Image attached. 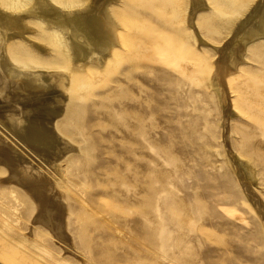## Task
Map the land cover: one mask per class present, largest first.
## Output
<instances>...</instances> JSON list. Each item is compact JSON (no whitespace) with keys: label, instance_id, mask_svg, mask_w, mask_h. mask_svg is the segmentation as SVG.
Returning <instances> with one entry per match:
<instances>
[{"label":"rangeland","instance_id":"obj_1","mask_svg":"<svg viewBox=\"0 0 264 264\" xmlns=\"http://www.w3.org/2000/svg\"><path fill=\"white\" fill-rule=\"evenodd\" d=\"M252 1L200 0L208 8L193 16V0L113 1L118 41L103 68L89 64L78 83L73 76L63 109L25 102L54 95L50 81L1 90L6 143L15 140L24 163L36 160L39 175L52 179L43 170L55 174L58 162L64 172L48 187L64 208L70 249L35 222L36 202L1 159L0 264H264V226L228 156L252 166L264 205V40L247 45L228 77L237 114L224 127L208 82L217 54L198 42L222 44L230 11ZM42 30L41 48L21 55L66 70L67 53L61 60L52 41L38 39ZM8 80L15 88L26 79Z\"/></svg>","mask_w":264,"mask_h":264},{"label":"bare ground","instance_id":"obj_2","mask_svg":"<svg viewBox=\"0 0 264 264\" xmlns=\"http://www.w3.org/2000/svg\"><path fill=\"white\" fill-rule=\"evenodd\" d=\"M113 1L116 0H59L63 4V7H60L53 0H10L8 8L0 10V94L1 90L9 94L11 90L20 89L24 85L28 88H35L38 84L46 85L50 81L61 90L57 89V92L50 97H45L41 93L32 95L25 102L29 105L53 102L63 109L67 98L62 90L68 91L73 76L79 75L75 77L78 83L82 77L81 72H85L89 64L103 68L110 55L111 47L118 41L116 13L110 8V3ZM193 2L192 16L197 11L208 8L206 5H200V0H193ZM228 18L232 20V24L222 44L211 46L202 40L198 41L213 47L217 54L216 60L213 61L214 71L209 75L208 82L223 110L224 122L221 123L223 127L237 114L230 99L228 77L237 71L240 63L246 62L247 45L264 40V0H253L249 5L234 9L230 11ZM190 24L192 26V19ZM38 28H43L38 39L52 41L61 52L59 56L61 60L65 59L64 54L67 53L68 67L66 70L54 72L48 70L43 65L44 63L32 62L21 55L20 49L25 46L41 48L34 36ZM15 38H17L16 41L9 45L8 43ZM9 75L24 77L26 80L13 88L8 80ZM2 99V107L8 108L9 102L6 101L9 99L5 97ZM44 125L52 128L53 122H44ZM4 128L6 129L4 125L0 127V160L2 159L10 172L8 180L25 187L36 202L38 215L35 222L45 224L53 236L70 249V244L66 243L68 240L64 235V208L59 198L51 197L48 187L50 183L51 185L59 183L58 177L59 179L63 177L64 172L58 165L59 162L55 174L43 170L46 174L52 175L50 180L34 172L36 160L28 159L26 163L31 167L27 166L24 163L22 152L16 151L18 147L14 148L18 145L15 140H10L9 144L6 143L9 136L5 134ZM230 136L231 134L228 133L227 138ZM14 137L19 141V137L15 134ZM67 149L70 150V147L64 145L58 155L63 156ZM229 155L230 166L245 192L248 193L252 202L251 206L254 207L253 209L264 226V205L256 192L254 170L249 162L238 153L232 152Z\"/></svg>","mask_w":264,"mask_h":264}]
</instances>
